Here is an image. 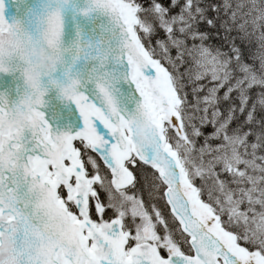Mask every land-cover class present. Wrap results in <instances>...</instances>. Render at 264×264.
Segmentation results:
<instances>
[{"label":"snow or ice","instance_id":"1","mask_svg":"<svg viewBox=\"0 0 264 264\" xmlns=\"http://www.w3.org/2000/svg\"><path fill=\"white\" fill-rule=\"evenodd\" d=\"M0 264H264V0H0Z\"/></svg>","mask_w":264,"mask_h":264}]
</instances>
